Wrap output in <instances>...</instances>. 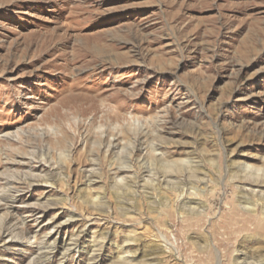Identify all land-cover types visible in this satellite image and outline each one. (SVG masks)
I'll return each instance as SVG.
<instances>
[{
    "label": "rangeland",
    "instance_id": "rangeland-1",
    "mask_svg": "<svg viewBox=\"0 0 264 264\" xmlns=\"http://www.w3.org/2000/svg\"><path fill=\"white\" fill-rule=\"evenodd\" d=\"M247 177L264 180V0H0V264H264L238 245L264 213Z\"/></svg>",
    "mask_w": 264,
    "mask_h": 264
},
{
    "label": "bare ground",
    "instance_id": "bare-ground-1",
    "mask_svg": "<svg viewBox=\"0 0 264 264\" xmlns=\"http://www.w3.org/2000/svg\"><path fill=\"white\" fill-rule=\"evenodd\" d=\"M78 96V95H77ZM81 97V96H80ZM71 98V97H70ZM86 98V97H85ZM77 99V98H76ZM82 102L85 101L84 98H79ZM88 99V98H87ZM91 100V99H90ZM94 102V101H93ZM96 103V102H95ZM76 104V103H75ZM62 105V104H61ZM64 105V104H63ZM68 106H70V108H73L75 105H71V104H67ZM81 106V105H80ZM82 107V106H81ZM93 107V106H92ZM95 107V106H94ZM69 108V109H70ZM97 108V107H96ZM75 109V108H74ZM56 110V109H55ZM73 110V109H72ZM86 110V108H85ZM71 111V110H70ZM59 112V111H57ZM87 112V111H86ZM96 112V111H95ZM99 112H103L106 116H110L109 114V111L105 110L104 108L101 110H99ZM90 113V112H89ZM97 113V112H96ZM84 114V113H83ZM95 114V113H94ZM99 114V113H98ZM62 115V114H61ZM92 115V114H91ZM96 117V116H95ZM95 117L94 119H92V122L91 124H89L87 127L89 128H92L93 124H94V121H95ZM103 118V117H102ZM109 118V117H108ZM119 118V117H118ZM117 118V119H118ZM111 119V118H110ZM96 122V121H95ZM76 129H78V131L80 129H82V127H85L84 124L82 123H79L77 124L76 126ZM77 131V130H76ZM124 133V132H123ZM122 133V134H123ZM124 136H128L126 133H124ZM67 141H71L73 143V146H74V150H75V153H74V157H75V162H76V165H79V166H87L89 164H91V161L89 159V156L92 155L93 153H95V150H91L89 149V147L86 148V150L84 152H80L78 149V143H79V140H78V136L76 135H73V134H69V133H66L64 135V137L62 139H60L56 144L55 146H57L59 149H63L65 148V145H67ZM107 140H102L101 138L99 139V142L101 144L105 143ZM69 143V142H68ZM107 143V142H106ZM109 143V142H108ZM111 143V142H110ZM99 151V150H97ZM96 151V152H97ZM12 156H15V154H11ZM23 156V155H22ZM125 159V158H124ZM123 159V160H124ZM47 162V161H46ZM26 165V164H25ZM23 166V165H22ZM28 166L30 169L32 170H35V171H38V170H47L46 166L44 165L43 161L40 160L39 158L36 157L35 160L31 161L28 163ZM110 166L113 168L114 170V174L115 175H118V174H121L123 172H125L126 169L128 168H131L130 166H125L124 163H118V162H114V161H110ZM142 169V168H141ZM242 171H245L243 168L241 169ZM102 176L104 177L105 180L109 179L110 178V173L105 171ZM248 183L250 185H257L261 188H264V180L263 179H260V178H243V179H240V182L243 183ZM121 198H123V196H120V195H117V194H111V200H114L115 202V205L117 206H120L122 207V203H121ZM239 201H243V203L245 204H251V200L249 198H243L242 200H236L234 199L233 200V206L234 207H237L238 206V203ZM254 210L252 212V216H254L255 218H248L247 220L246 219H238V224L242 223V224H246V222L248 223H252L254 225V230L253 232H248L244 235L243 233V237L240 239L239 241V248L241 249L242 251V255H245L246 256H250V257H257L260 255V251H258V249H255L252 245H251V242H257V244H262L264 246V213L262 214H258L257 212V205L254 206ZM238 209V208H237ZM150 211H153L152 208H149ZM156 211V210H155ZM263 212V211H262ZM231 213H234V210L231 211ZM235 215V214H234ZM244 217V216H243ZM235 221V220H234ZM246 221V222H244ZM247 225V224H246ZM251 225V224H250ZM242 226V225H241ZM248 228V227H247ZM237 230V229H236ZM241 232V231H240ZM239 234V233H238ZM241 237V236H240ZM239 238V237H238ZM205 240V242L207 243V238H203ZM233 240V238H232ZM231 240V241H232ZM251 240V241H250ZM230 241V243H231ZM228 244V243H227ZM225 245V244H224ZM262 246V247H263ZM261 247V248H262ZM264 249V248H263ZM262 249V250H263ZM207 251V250H206ZM210 253V252H209ZM213 256V254H212ZM232 258V257H231ZM247 258V257H246ZM236 263V261H234ZM233 262V264H234Z\"/></svg>",
    "mask_w": 264,
    "mask_h": 264
}]
</instances>
